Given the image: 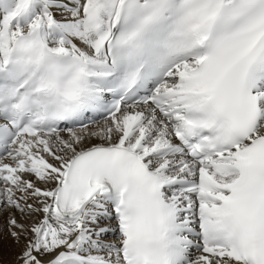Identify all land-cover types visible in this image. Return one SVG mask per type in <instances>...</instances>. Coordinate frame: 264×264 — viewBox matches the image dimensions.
<instances>
[{
  "label": "snow or ice",
  "instance_id": "obj_1",
  "mask_svg": "<svg viewBox=\"0 0 264 264\" xmlns=\"http://www.w3.org/2000/svg\"><path fill=\"white\" fill-rule=\"evenodd\" d=\"M2 211L17 264H264V0H0Z\"/></svg>",
  "mask_w": 264,
  "mask_h": 264
},
{
  "label": "bare ground",
  "instance_id": "obj_2",
  "mask_svg": "<svg viewBox=\"0 0 264 264\" xmlns=\"http://www.w3.org/2000/svg\"><path fill=\"white\" fill-rule=\"evenodd\" d=\"M6 163L8 161H5ZM30 178V177H29ZM39 187H45V185L38 184ZM11 213L7 211L0 212V264H17V256L23 249L25 238L21 237V240L19 243H17L9 234V232L6 230V232H3V229L6 228V226H1L2 222H5L4 225H7V221ZM16 218L18 222L24 223L26 226H29L33 220L36 219V217H30L28 219H23L19 216V214H16Z\"/></svg>",
  "mask_w": 264,
  "mask_h": 264
},
{
  "label": "rangeland",
  "instance_id": "obj_3",
  "mask_svg": "<svg viewBox=\"0 0 264 264\" xmlns=\"http://www.w3.org/2000/svg\"><path fill=\"white\" fill-rule=\"evenodd\" d=\"M5 222H2V225L1 226H6V228L3 229V232H6V230L9 232V229L7 227V225H4ZM1 229V228H0Z\"/></svg>",
  "mask_w": 264,
  "mask_h": 264
}]
</instances>
